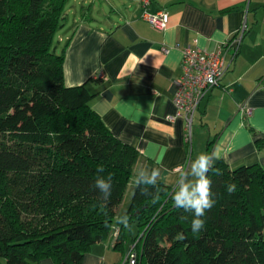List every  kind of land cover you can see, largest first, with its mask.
I'll use <instances>...</instances> for the list:
<instances>
[{
  "label": "trees",
  "instance_id": "obj_1",
  "mask_svg": "<svg viewBox=\"0 0 264 264\" xmlns=\"http://www.w3.org/2000/svg\"><path fill=\"white\" fill-rule=\"evenodd\" d=\"M67 1L0 0L5 264H80L92 244L112 233L114 247L121 245L125 228L117 218L124 214L138 226L131 236L136 264H264V166L213 163L208 176L215 204L201 217L205 227L199 232L191 228L193 213L171 200L174 187L134 182L124 200L142 156L104 125L92 108L95 93L83 84H64L66 45L56 51L53 42ZM145 168L150 173L154 165ZM97 176L112 177L108 199L94 187ZM229 184L236 185L231 194Z\"/></svg>",
  "mask_w": 264,
  "mask_h": 264
},
{
  "label": "crops",
  "instance_id": "obj_2",
  "mask_svg": "<svg viewBox=\"0 0 264 264\" xmlns=\"http://www.w3.org/2000/svg\"><path fill=\"white\" fill-rule=\"evenodd\" d=\"M68 2L53 42L56 51L66 45L64 84H83L96 94L92 108L115 137L142 156L138 170L149 162L162 170L159 182L175 187L178 171L201 153L215 151L220 158L214 162L231 168L264 166V144H256L264 142V0H150L149 12L168 14L162 30L141 18L140 0H72V15ZM242 26L237 53L223 48L228 68L201 100L187 143L184 119H168L175 113L181 51L187 45L216 50ZM125 240L114 247L112 233L92 244L80 264L122 263L132 245Z\"/></svg>",
  "mask_w": 264,
  "mask_h": 264
},
{
  "label": "built area",
  "instance_id": "obj_3",
  "mask_svg": "<svg viewBox=\"0 0 264 264\" xmlns=\"http://www.w3.org/2000/svg\"><path fill=\"white\" fill-rule=\"evenodd\" d=\"M140 2L142 6L141 18L154 29H164L168 23V14L163 10L149 12L146 7L150 0H140ZM243 32L244 27L242 26L230 39L223 41L220 48L213 51L190 45L183 47L180 59L181 73L174 79L175 113L169 115L168 119L173 120L176 117L184 119L187 143L191 141L192 118L201 100L220 82L228 68L223 48H230L232 54L237 53ZM163 50L167 51V48H163ZM262 83H264V79H262ZM121 264H136V251L133 244L125 253Z\"/></svg>",
  "mask_w": 264,
  "mask_h": 264
},
{
  "label": "clouds",
  "instance_id": "obj_4",
  "mask_svg": "<svg viewBox=\"0 0 264 264\" xmlns=\"http://www.w3.org/2000/svg\"><path fill=\"white\" fill-rule=\"evenodd\" d=\"M219 155L213 151L211 154L201 153L191 160L188 168L178 171L176 184L173 190L169 193L171 200L177 208H182L186 212L193 213L194 218L191 221V228L193 232H199L204 229L205 221L201 219L207 210H210L214 204V193L211 189L212 181L208 173L213 169V162L219 159ZM98 173H103V166H98ZM162 170L159 167L152 168L150 173L141 170L135 177L137 186L141 184L156 186L161 177ZM216 174H220L216 170ZM94 187L100 189L104 198L108 199L111 196L110 189L112 185V177L107 178L97 176ZM236 185L229 184L227 186L228 193L235 192ZM157 196L151 199L155 202ZM117 223L123 228L131 231L130 217L127 214L117 218ZM179 239H184L183 235H179Z\"/></svg>",
  "mask_w": 264,
  "mask_h": 264
},
{
  "label": "rangeland",
  "instance_id": "obj_5",
  "mask_svg": "<svg viewBox=\"0 0 264 264\" xmlns=\"http://www.w3.org/2000/svg\"><path fill=\"white\" fill-rule=\"evenodd\" d=\"M69 2H70V4L71 3H73L72 2V0H69ZM69 2H68V4H67V6H66V11L68 10V8H69ZM74 5H76V4H74ZM73 8V7H72ZM79 8V5L77 4V9ZM106 11H108L109 13H113L114 12V9H110V8H107V10ZM72 10H71V7L69 8V14H71L72 15ZM59 33H60V29L57 31V36H56V40H57V38H58V35H59ZM56 40H55V42H56ZM197 112V111H196ZM195 114H197V113H195ZM196 116V115H195ZM143 168V167H142ZM141 168V169H142ZM137 171H138V169H137ZM140 171V170H139ZM146 171V170H145ZM135 180V177L134 176H132V178L130 179V181H129V183H128V186H127V189H126V191H125V193H124V200H128L129 198H130V195H131V189H132V187H133V184H134V181ZM131 225H132V230L131 231H129V230H127V229H125V234L124 235H126V240H127V242H130V239H131V236L132 237H135L136 235H137V229H138V226H137V223L134 221V222H132L131 223ZM112 231V230H111ZM126 240H125V242H126ZM124 246H127V243L126 244H124ZM116 254L118 255V256H120V252H116ZM118 264H121V259H120V261L118 262Z\"/></svg>",
  "mask_w": 264,
  "mask_h": 264
}]
</instances>
